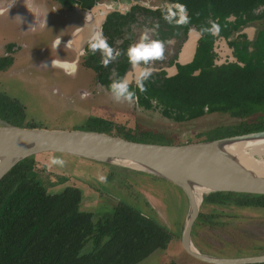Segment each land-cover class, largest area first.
<instances>
[{
    "label": "rangeland",
    "instance_id": "1",
    "mask_svg": "<svg viewBox=\"0 0 264 264\" xmlns=\"http://www.w3.org/2000/svg\"><path fill=\"white\" fill-rule=\"evenodd\" d=\"M34 9H29L26 0H0V52L3 43L13 39L21 49L20 59L8 71H0V92L18 99L37 127L71 130L83 125L89 115H110L117 123L133 127L138 122L147 128L166 131L185 143L196 142L199 134L218 124L229 126L236 123L230 116L227 122H223L225 119L216 113L189 122H176L157 111L137 109L132 99L117 103L110 94L99 89L97 98H89L90 90L83 84L87 78L93 77L89 70L81 68L77 73L67 74L61 64L52 61L68 62L51 52L49 59L41 63V58L48 53L45 49H51L52 40L59 36L65 41L73 28L81 25V19L78 18L72 26L67 24L66 32L59 34L53 30V27H59L53 11L47 12L41 7ZM63 57L69 58L68 54ZM29 60L30 67L25 66ZM97 106L98 111L92 113ZM53 158H59L63 163L53 164ZM35 159L37 170L53 182L50 192H59L68 185L80 188L83 193L81 208L92 211L96 217L113 212L116 204L123 202L169 230L172 237L166 248L155 250L137 264H209L193 258L182 247L181 233L188 202L176 186L144 174L123 173L121 167L83 158L47 154L35 156ZM99 176L106 179L100 181ZM212 207L215 206L204 207V210L208 212ZM216 209L232 215V219L222 220L224 224L214 230L201 229L200 236H192L199 251L206 253L207 250L211 255L226 258L264 254V208L232 205L217 206Z\"/></svg>",
    "mask_w": 264,
    "mask_h": 264
},
{
    "label": "flooded vegetation",
    "instance_id": "2",
    "mask_svg": "<svg viewBox=\"0 0 264 264\" xmlns=\"http://www.w3.org/2000/svg\"><path fill=\"white\" fill-rule=\"evenodd\" d=\"M210 1H219L215 4L218 6L210 8L204 4L203 11L197 14L185 7L188 0H93L91 6H86L87 0H29L28 7L33 11L40 7L47 12L51 9L59 23L53 30L59 34L66 32L67 24L72 26L81 19V25L73 28L65 41L59 36L52 40L51 49H45L48 53L41 58V63L49 59L51 52L73 66L75 73L81 68L89 70L93 77L83 83L90 90L89 98L98 97L97 89L109 94V82L130 72L124 51L145 29H151L149 36L162 42L163 55L150 63L151 75L144 82L143 91L130 86L137 109L157 111L176 122H189L216 113L225 119L223 122L230 116L236 122L233 125L264 126V0ZM177 3L187 11V24L177 25L163 19L164 5ZM100 5H106L109 10L102 23L101 36L114 55L120 52L106 67L101 64L100 50L90 52L86 42L79 51L71 42L73 32L82 28L87 15ZM213 24L215 32L211 30ZM20 53L15 39L4 42L0 71H8L20 59ZM66 54L68 59L63 57ZM30 65L31 60L25 64ZM201 94L209 102L203 105V114L189 118L196 111L194 104L185 102L186 98ZM178 114L183 118L177 119ZM89 117L92 116L86 119ZM107 117L114 121L112 116ZM137 125L144 127L138 122L133 127ZM226 126L218 124L204 133Z\"/></svg>",
    "mask_w": 264,
    "mask_h": 264
},
{
    "label": "trees",
    "instance_id": "3",
    "mask_svg": "<svg viewBox=\"0 0 264 264\" xmlns=\"http://www.w3.org/2000/svg\"><path fill=\"white\" fill-rule=\"evenodd\" d=\"M87 2L86 6H91L93 0ZM218 2L188 0L185 7L197 14L203 11L204 4L212 8ZM185 102L195 105L196 112L190 118L203 114V105L209 101L201 94L187 97ZM0 117L17 126L37 127L28 118L25 106L4 92H0ZM182 118L178 114L177 119ZM83 123L75 129L100 131L145 143H183L166 131L141 125L130 127L100 116L89 117ZM261 130L264 126L249 128L238 123L201 133L197 141ZM36 165L35 156L26 158L0 181V264H137L155 250L166 248L171 240L172 234L166 227L126 203L118 202L113 212L96 217L81 208L80 188L68 185L59 192H50L53 182L43 177ZM121 170L163 180L147 173ZM232 205L264 208V196L231 192L205 195L192 236H200V230L206 227L212 230L220 227L224 219H232V215L216 209ZM210 206L215 207L208 212L204 210Z\"/></svg>",
    "mask_w": 264,
    "mask_h": 264
},
{
    "label": "water",
    "instance_id": "4",
    "mask_svg": "<svg viewBox=\"0 0 264 264\" xmlns=\"http://www.w3.org/2000/svg\"><path fill=\"white\" fill-rule=\"evenodd\" d=\"M28 3L26 0L27 6ZM106 7L94 8L93 16L88 14L85 25L73 32L71 42L77 50L82 51L93 34L101 35L109 11ZM91 116L108 118L100 114ZM263 141L264 130L182 144L145 143L100 131L22 127L0 117V181L20 161L47 154L83 158L154 175L186 196L188 209L181 242L187 254L209 264H261L264 254L226 258L203 253L194 245L192 231L209 193L264 196V167H260L264 163L253 156V164L239 154L242 147Z\"/></svg>",
    "mask_w": 264,
    "mask_h": 264
},
{
    "label": "clouds",
    "instance_id": "5",
    "mask_svg": "<svg viewBox=\"0 0 264 264\" xmlns=\"http://www.w3.org/2000/svg\"><path fill=\"white\" fill-rule=\"evenodd\" d=\"M163 19L166 22L177 25L187 24L189 21L185 7L178 3L174 5H164ZM211 30L215 32L216 26L214 24ZM150 31L153 30L145 29V31L138 36L136 42L130 44L124 51L130 72L122 77L111 80L107 85V90L112 100L117 103L130 101L132 99L133 92L130 91V86H135L140 91L144 90V82L148 80L151 75L150 63L160 59L163 55L162 42L150 38ZM87 43L90 52L95 53L97 50H100L102 55V66L106 67L116 56L120 55L119 51H116L115 55L113 54V50L107 45L99 33L93 34ZM62 67L68 71V74H73L75 71L73 66L67 64L62 65ZM51 163L59 165L63 162L59 158H53ZM98 179L104 181L106 178L104 176H99Z\"/></svg>",
    "mask_w": 264,
    "mask_h": 264
},
{
    "label": "bare ground",
    "instance_id": "6",
    "mask_svg": "<svg viewBox=\"0 0 264 264\" xmlns=\"http://www.w3.org/2000/svg\"><path fill=\"white\" fill-rule=\"evenodd\" d=\"M52 63H55L57 65L58 64H61V65L66 64V63H60L56 60H53ZM239 154H241V156H243L248 162H252L253 164L255 162L254 158H257L258 161H261L264 163V141L255 143L251 146L242 147V150L239 151ZM253 156H254V158H253ZM258 161H256V164H259ZM260 167H264V165H261Z\"/></svg>",
    "mask_w": 264,
    "mask_h": 264
}]
</instances>
